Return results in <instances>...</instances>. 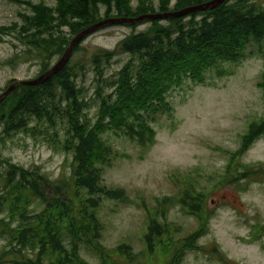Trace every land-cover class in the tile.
<instances>
[{
  "label": "trees",
  "instance_id": "1",
  "mask_svg": "<svg viewBox=\"0 0 264 264\" xmlns=\"http://www.w3.org/2000/svg\"><path fill=\"white\" fill-rule=\"evenodd\" d=\"M131 1L57 0V8L32 4L37 17L26 19L19 34L28 51L42 61V74L65 53L73 37L97 21L142 14L129 10ZM162 3L159 11L170 12L169 4ZM144 22L150 23L147 29L131 32L114 49L103 48L92 55L98 81L91 100L80 82L85 64L73 58L88 35L76 44L58 73L40 84L17 85L0 102V239L6 241L0 264H92L83 250L95 254L99 264L140 263L131 245L110 248L102 243L105 227L100 211L105 201H128L124 188L104 182L111 153L102 134L111 129L123 131L141 148H149L156 137L151 121L174 110L168 99L170 89L183 78L201 83L206 70L213 68L218 76L230 75L232 69L219 68L220 63L237 62L248 45L256 42L264 48V3L257 0H223L205 10ZM120 54H128L129 59L107 76ZM262 82L264 87V72ZM94 104L95 113L90 115ZM18 133L44 138L70 154L69 178H52L40 166L27 167L5 156L2 145ZM262 133L264 119L251 125L243 146L231 156L226 174L230 181L246 179L249 171L240 169L238 176L232 172L237 168L235 160ZM176 202L200 215L201 204L189 190L179 199H160L149 213L144 235L148 264H182L188 250L202 248L197 240L204 234L203 227L177 239L171 223L160 220L166 206ZM159 257L162 263L154 260Z\"/></svg>",
  "mask_w": 264,
  "mask_h": 264
},
{
  "label": "rangeland",
  "instance_id": "2",
  "mask_svg": "<svg viewBox=\"0 0 264 264\" xmlns=\"http://www.w3.org/2000/svg\"><path fill=\"white\" fill-rule=\"evenodd\" d=\"M195 1L198 0H132L128 7L141 16L159 13L162 2L175 12ZM32 4L58 7L57 0H0V94L15 81L40 75L42 61L28 51L19 34L26 19L29 22V18L37 17ZM104 11L103 8L102 15ZM107 18L114 17L102 20ZM149 26L144 20L132 27L108 26L81 43L73 58L85 64L80 82L87 99L95 96L98 81L90 61L92 55L103 48L114 49L129 33ZM261 47L257 42L248 45L237 62L220 63L219 68L232 69L230 75L218 76L213 68L206 70L201 83L183 78L170 89L168 99L174 110L172 115L159 114L151 121L156 137L149 148H141L123 131L111 129L102 134L111 153L104 182L109 187L124 188L128 195L127 202L107 199L100 211L104 245L112 248L127 243L141 261L133 264H148L144 235L149 213L160 199H179L184 190H189L201 204L200 215L176 202L166 206V215L160 219L177 230V239L203 227L204 234L197 240L202 248L188 250L182 264H264V133L235 160L237 168L232 172L238 176L240 169L247 170L246 179L232 182L226 176L231 156L243 146L251 125L264 119ZM58 59H53L51 66ZM128 59V54L118 55L107 76ZM95 110L94 104L89 114ZM2 153L24 166H40L52 178H69L71 173L72 156L44 138L15 134L6 139ZM5 242L0 239V250ZM82 254L92 264L100 263L92 252L83 250ZM154 260L162 263L163 257Z\"/></svg>",
  "mask_w": 264,
  "mask_h": 264
},
{
  "label": "water",
  "instance_id": "3",
  "mask_svg": "<svg viewBox=\"0 0 264 264\" xmlns=\"http://www.w3.org/2000/svg\"><path fill=\"white\" fill-rule=\"evenodd\" d=\"M222 1L223 0H210V1H207L205 3L199 4L196 6H191V7L185 8V9L180 10V11H175V12H164V13L159 12V13L145 14V15H141L138 17H134V18L114 17V18H107V19L101 20V21L91 25L90 27L86 28L81 33H79L78 35H76L72 39V41H71L69 47L67 48V50L65 51V53L53 64V66L48 71L40 74L36 78H32V79H28V80H18V81L13 82L12 84H10L7 87V89L0 94V102L7 95H9L17 85H19V84H27V85L40 84V83L48 80L49 78H51L56 73H58L63 68V66L66 63H68V61L70 60V58L72 56L74 47L76 46L77 43H79L81 41V39H83L84 37H86L88 35L93 34L97 30H99L100 28H102L108 24H121V23H125V22H139V21H143L144 19L165 18V17L185 15V14L192 12V11L205 10L208 8L215 7L218 4H220Z\"/></svg>",
  "mask_w": 264,
  "mask_h": 264
}]
</instances>
